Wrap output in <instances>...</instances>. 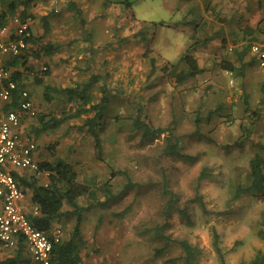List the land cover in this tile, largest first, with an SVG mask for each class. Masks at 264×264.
<instances>
[{
    "label": "rangeland",
    "instance_id": "rangeland-1",
    "mask_svg": "<svg viewBox=\"0 0 264 264\" xmlns=\"http://www.w3.org/2000/svg\"><path fill=\"white\" fill-rule=\"evenodd\" d=\"M36 2H47L46 12L52 11L47 19L50 32H45L43 21L48 15L38 21V46L53 40L60 50L53 60L32 57L39 64L32 80L44 76V85H34L40 104L35 103L39 116L31 118L30 134L36 136L40 117L70 115L79 106L78 99L55 93L48 101L45 85L72 87L100 73L101 83L89 93L94 103L102 98V84L109 88L106 123L98 130L101 149L82 128L89 115L42 133L38 143L41 161L70 164L76 181L98 195V201L79 200L82 206H92L84 212L80 229L82 264H264V198L253 193L235 198L239 187L251 183L253 158H264V69L248 60L245 76L235 72L231 77L221 62L222 53L208 65L205 54L197 57L199 45L193 54L204 73L184 83L177 78L186 69L180 59L190 45L221 29L209 27L207 38L202 33L205 25L214 23L207 15L222 13L221 0ZM71 2L77 9L71 10ZM78 9L85 26L76 17ZM64 19L66 28L60 25ZM151 59L156 63L153 72ZM178 63L176 69L173 65ZM45 67L48 76L43 75ZM139 106L145 123L170 129L181 152L194 160L166 154L167 133L142 139L133 126ZM165 183L176 200L168 219ZM64 209L72 210L68 205ZM76 222L59 220L63 241L70 239ZM167 237L171 240L163 249ZM177 240L197 249L195 262L184 259ZM15 251L4 250L1 256L12 258Z\"/></svg>",
    "mask_w": 264,
    "mask_h": 264
},
{
    "label": "trees",
    "instance_id": "trees-1",
    "mask_svg": "<svg viewBox=\"0 0 264 264\" xmlns=\"http://www.w3.org/2000/svg\"><path fill=\"white\" fill-rule=\"evenodd\" d=\"M36 0H0V6L3 8V11L0 12V28L6 25L14 15L16 16L17 7L19 5H30ZM75 4V3H74ZM76 6V5H75ZM71 10H75L77 8L74 7L73 3H70ZM55 13V12H54ZM81 10L78 9L76 13V17L80 19L85 26V22L81 19ZM20 17L25 20L27 18H32L25 11H22ZM49 15L43 18L45 22V32H48L49 25L47 23ZM47 23V24H46ZM42 40V37H37L33 34L30 40V44H34L35 47ZM210 39H206L204 41H196L190 45L186 54L180 59V62H184L186 64V69L181 70L177 74L178 81L181 83L186 82L187 80L194 78L202 73H204V69L199 66L198 60L194 57V50L201 44H205ZM92 50L93 47L91 46ZM246 48V50H248ZM31 55H20L16 57L13 61L9 62V65L14 67L17 66H27L28 60L30 57L40 58L43 55H54L60 50L59 45L54 44H44L41 47L32 48ZM243 52V51H242ZM242 54V53H240ZM251 61H255V58H252ZM152 63V72L155 71L156 63L154 59H151ZM257 63V62H256ZM179 63L173 65L176 69ZM223 67L228 72H231L233 75L235 72H238L239 75L245 76V66L242 65L240 68L236 67L230 62H224ZM48 69V68H47ZM50 72L48 70L43 71V75L48 76ZM16 75H22L20 72L15 73ZM103 76L100 73L93 75L88 82L77 84L72 87H54L49 84L45 85V97L48 101L52 98L50 94H58L62 96H66L70 99H78L79 106L78 108L70 115H63L61 117H40V125L41 127L37 129V133H41L42 131L52 130L59 127L65 121L71 118L81 117L83 115H89L85 120L82 128L85 129L96 142V145L99 149H101V138L99 136V129L103 128L105 122V115L110 105V94L109 88L106 87V84H102V98L98 103H94L91 99L90 91L101 83V78ZM17 79V78H16ZM44 76L40 79L35 78V82L39 85H44ZM262 94L264 98V86L261 88ZM19 92L15 91L13 96V100L11 104L6 106V110H19ZM250 108L247 107L246 111ZM39 114V113H38ZM93 114V116H92ZM91 115V116H90ZM39 115L36 116V118ZM143 117V109L141 106L138 108V114L133 122V126L142 132V139L149 140L155 139L163 134L167 133V142L164 148V152L169 155L177 156L184 158L185 160L192 161L194 157L192 155L183 154L180 150L179 143L173 141V135L170 129L161 128V127H152L149 124L145 123L142 120ZM40 172H50L51 174V184L45 186L39 183L38 179L35 176H31L29 178L21 177V175H17L12 172L16 178L21 182L23 189H30L32 191V202L39 207L38 215H31L30 218L33 220L35 225L41 230H45L51 232L54 223L57 220L62 218L71 219L76 218L77 222L75 228L72 232L71 238L67 241H62L58 244L54 245L53 250V263L54 264H82L79 258V250L83 243V238L81 236V225L82 218L85 211L90 209L92 206H82L79 204V200L82 197H89L93 201H98V195L95 190H92L88 185L77 182V173L74 168L62 161H42L39 164ZM106 189L108 193V198L106 201H110L112 197L111 188L109 183H106ZM165 194L169 198L166 202L165 206V216L168 219L170 217V212L175 208V196L170 191L167 183H165ZM243 193H253L260 198H264V158L260 155L253 158L251 161V183L246 188L239 187L235 198H239ZM102 205L104 202H97ZM68 205L72 208V210H65V206ZM92 205V204H91ZM122 215V214H120ZM160 229H158V233ZM171 238L167 237L166 246L163 249H167L168 244ZM176 243L181 247L184 251L185 256L184 259L188 262H195L197 260V249L194 248L188 241L186 240H177ZM21 245V244H20ZM21 249L18 250L16 256L12 258H8L6 260L0 259V264H18L25 257L23 255V247L20 246ZM264 259V256H262ZM173 260H170V262Z\"/></svg>",
    "mask_w": 264,
    "mask_h": 264
},
{
    "label": "built area",
    "instance_id": "built-area-1",
    "mask_svg": "<svg viewBox=\"0 0 264 264\" xmlns=\"http://www.w3.org/2000/svg\"><path fill=\"white\" fill-rule=\"evenodd\" d=\"M33 36L32 19L23 20L14 16L0 28V104H11L15 91L19 92V110H8L0 123V253L20 244L27 260L21 264H54V245L62 242L59 229L41 230L30 218L39 214V207L28 211L25 204L26 191L12 173L13 170L30 171L39 175V161L35 158L37 143L33 138L21 134L22 119L19 112L30 118L38 115L29 90L22 88L15 78L14 67L9 62L20 55L31 53ZM251 55L264 69V44L254 43ZM44 71L47 67L43 68ZM227 74L233 77L231 72ZM232 83L234 80H231ZM48 175L49 172H47Z\"/></svg>",
    "mask_w": 264,
    "mask_h": 264
},
{
    "label": "crops",
    "instance_id": "crops-1",
    "mask_svg": "<svg viewBox=\"0 0 264 264\" xmlns=\"http://www.w3.org/2000/svg\"><path fill=\"white\" fill-rule=\"evenodd\" d=\"M46 4H47V2H46ZM46 4L42 3V2L37 3L36 1H34L30 5H27V6L19 5L17 7L16 16H20L19 14L22 11H25L27 14L32 16V18H34V21L32 23V32L34 35L39 33V30L37 29L38 28L37 27L38 21L41 20L44 16H46L52 12V11L50 12V10L48 12H46V10H48V8L46 7ZM220 4H221L220 7L223 10V11L221 10L222 13L219 14V16H217V15L214 16V15L208 14L207 19H209L210 22H214V23H211L209 25L208 24L205 25L203 28L204 31H202V33H203L204 37L207 38L209 34H205V33H206V31H207V33L209 32L208 31L209 27H211V26H213V27L217 26L218 27L219 26L218 28H221V29H219L216 32L213 31L211 33L212 38H209L210 41L208 43H205L204 46L200 45L198 47L199 49L197 51V57L200 58V56L205 54V60L204 61L205 62L207 61L208 65H209V63H211L212 61L214 63V60L218 59L219 56L216 57L215 54L222 53V56L220 58V59H222L221 62H230L239 68L242 65H244L245 71H246L247 68H249V66H251L250 64H247L248 60L251 61L253 58V56L251 55V52H250L252 44H254V43H263L264 44V0H221ZM43 5H45V6H43ZM48 7L50 9L52 6L49 4ZM2 11H3V8L0 6V12H2ZM54 11H55V14L56 13L59 14L58 9H55ZM222 16H223V18H222ZM219 19H220V21H219ZM62 22H60V25H62L65 28L69 25V24H67L68 23L67 19L62 20ZM48 25H50L49 30H48V32H50L51 23H48ZM40 34L42 35V32ZM256 36H259V38H256ZM251 40H254V42L251 43L250 42ZM56 41L58 43H60L59 40H56ZM54 42L55 41L51 40V41H48L46 43L47 44L48 43L54 44ZM249 43H250V45L248 46L249 49L246 50L245 45H248ZM37 45H39V43ZM32 48L38 49V46L35 47V45L31 43L30 50ZM208 52H211L210 53L211 55H209ZM31 53H32V50H31ZM31 53L29 55H31ZM240 53H242V54H240ZM212 54H214V56H212ZM210 56H212L211 59H209ZM32 57H30V59L28 60L27 66L23 67L20 65L19 66L15 65L14 71L16 74H17V72H20L22 74L19 76L16 75L17 81L19 82V84L22 88L29 90V92L32 96V99L34 101V104L35 103L40 104V101L36 97L37 91L39 89L38 90L34 89V85H37V84H36V82H34L32 80L33 76H31L36 71L33 68H36L37 71H39L37 68L39 64H37L38 60H36ZM52 57H53V55H46L45 56L46 60H53ZM29 64H32V68H30V70L28 71ZM35 76H36V74H35ZM63 86L66 87V85H63ZM7 105L8 104H3V103L0 104V123L3 120L4 112L7 111L6 110ZM35 106H36V104H35ZM19 114H20V117L22 119V126L20 128L22 136L24 138H26V137L33 138L35 141H36V138H38V141H36L38 148H37V151L35 153V158L40 163V162H42L41 161L42 151H41L38 143H41L40 141H42V139H41L42 135L41 134L44 132H48L50 130H46V131H42L41 133H37V129L41 127L40 123H38L37 126L35 127L37 134L34 133L36 136H34L33 134H30V131L32 129L31 128V120L32 119L23 112H19ZM41 147L43 148V146H41ZM45 159H47V158H45ZM45 161H48V160H45ZM13 172L19 176L21 175V177H26V178L31 177V176L27 177L28 174H31L32 176H34L33 173L30 171H23V170H17L16 169V170H13ZM49 174H50V172H49ZM35 178L38 179L39 183L42 185L47 186V185L51 184V174L48 175L47 172H42L39 175H36ZM24 190L26 191V197H25L26 208L28 211H31L29 208L30 203L32 204V207H34V205H35L32 202V191L28 188H26ZM35 206L37 207V205H35ZM58 222H59V220H57L54 223L51 231H54L58 228V226H57ZM60 232H61V237H62L61 239L63 241L64 234L62 231H60ZM20 246H22V245H19L18 247L13 248V249H7V251L16 250L14 253V256H16L18 253V250L21 249ZM2 254H4V253H2V252L0 253V259L6 260V259H4L3 256H1ZM23 255L25 257L18 264L25 263L26 260L28 259L24 247H23Z\"/></svg>",
    "mask_w": 264,
    "mask_h": 264
}]
</instances>
